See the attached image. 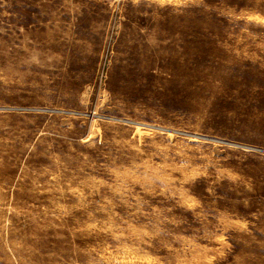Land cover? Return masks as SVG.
Listing matches in <instances>:
<instances>
[{"label":"rangeland","instance_id":"374dc122","mask_svg":"<svg viewBox=\"0 0 264 264\" xmlns=\"http://www.w3.org/2000/svg\"><path fill=\"white\" fill-rule=\"evenodd\" d=\"M0 264H264V0H0Z\"/></svg>","mask_w":264,"mask_h":264}]
</instances>
